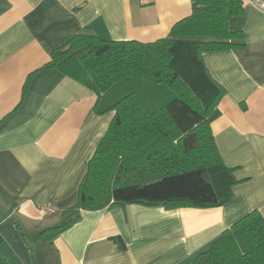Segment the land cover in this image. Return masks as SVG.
I'll return each instance as SVG.
<instances>
[{"label": "crops", "instance_id": "crops-1", "mask_svg": "<svg viewBox=\"0 0 264 264\" xmlns=\"http://www.w3.org/2000/svg\"><path fill=\"white\" fill-rule=\"evenodd\" d=\"M256 1L243 0L245 48L203 55L225 90L211 127L224 165L236 169L233 198L209 209L74 210L116 113L99 114L94 91L48 69L53 52L86 29L104 40L156 42L191 16L192 2L0 0V256L7 264H195L247 214L264 217V8ZM46 206L57 212L43 216ZM77 217L58 235L49 231Z\"/></svg>", "mask_w": 264, "mask_h": 264}, {"label": "trees", "instance_id": "trees-1", "mask_svg": "<svg viewBox=\"0 0 264 264\" xmlns=\"http://www.w3.org/2000/svg\"><path fill=\"white\" fill-rule=\"evenodd\" d=\"M191 16L152 43L104 40L86 29L52 54L48 69L115 111L80 188L74 210L138 204L209 209L227 204L238 181L224 165L211 124L225 90L203 55L245 48L243 0H191ZM79 217L50 229L58 235ZM48 232V231H47ZM264 264V217L247 214L195 261ZM0 264H7L0 256Z\"/></svg>", "mask_w": 264, "mask_h": 264}, {"label": "built area", "instance_id": "built-area-1", "mask_svg": "<svg viewBox=\"0 0 264 264\" xmlns=\"http://www.w3.org/2000/svg\"><path fill=\"white\" fill-rule=\"evenodd\" d=\"M140 2L143 4V5H148L151 3V0H140ZM256 4L259 5L260 7L264 8V3L261 2L260 0H257L256 1ZM57 212L56 208L54 207H49V206H46V207H42L41 208V214L43 216H48V215H52V214H55Z\"/></svg>", "mask_w": 264, "mask_h": 264}]
</instances>
